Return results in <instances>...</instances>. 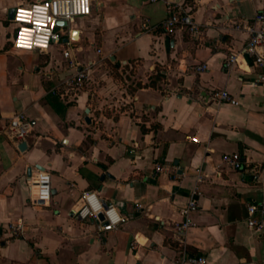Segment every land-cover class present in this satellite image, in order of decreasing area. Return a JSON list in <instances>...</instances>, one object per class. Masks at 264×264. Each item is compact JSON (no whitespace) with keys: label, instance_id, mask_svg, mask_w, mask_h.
Returning a JSON list of instances; mask_svg holds the SVG:
<instances>
[{"label":"crops","instance_id":"0c3cea01","mask_svg":"<svg viewBox=\"0 0 264 264\" xmlns=\"http://www.w3.org/2000/svg\"><path fill=\"white\" fill-rule=\"evenodd\" d=\"M30 1L0 0V109L24 111L33 123L23 149L0 133V264H264V213L251 226L248 211L264 202V84L244 50L264 0H93L91 14L70 24L81 61H96L72 100L54 93L74 72L65 40L47 51L14 47L9 11ZM176 2L199 33H164ZM232 50L239 61L228 69ZM203 62L208 69L195 71ZM107 67L137 77L128 115L104 106ZM218 89L239 104L207 102ZM235 152L245 169L223 162ZM37 170L51 173L49 203L30 198ZM195 186L199 209L182 235L175 224ZM87 189L128 222L99 239L96 222L73 212ZM190 256L206 262L183 260Z\"/></svg>","mask_w":264,"mask_h":264},{"label":"built area","instance_id":"2783aa9c","mask_svg":"<svg viewBox=\"0 0 264 264\" xmlns=\"http://www.w3.org/2000/svg\"><path fill=\"white\" fill-rule=\"evenodd\" d=\"M93 0H34L21 2L15 6L13 19L15 24L14 47L21 50L47 51L54 42L65 40L63 43V55L66 59V67L73 69L62 83L61 88L54 89V93L67 100H72L87 81L92 65L96 61L83 63L79 56L80 48L76 44L74 33L70 24L78 16H87L92 12ZM168 16L161 22L160 27L167 35H174L180 29H186L192 34L200 32L199 24L194 20L190 9L185 3H168ZM64 20L66 25H59L58 21ZM146 26V24H144ZM251 36L244 50L253 57V62L262 69L255 83L264 84V11L260 10L255 15V25L249 27ZM262 50H259V49ZM239 52L231 51L225 58V67H234L239 61ZM194 70L201 72L208 69L206 62L194 65ZM207 102L216 104L238 105L239 101L226 89L214 91ZM33 130V123L24 111H16L9 114L0 109V133L9 139L23 142L28 139ZM196 141V138H193ZM223 162L236 170L245 169L239 153L224 154ZM162 166L157 165V170ZM253 170L257 174V170ZM257 176V175H256ZM199 176V180H200ZM30 198L33 202L49 203L53 197V185L51 173L47 170H37L30 177ZM201 191L198 186L192 190L190 199L183 207L181 213L184 219L175 224V228L182 235L188 227L193 225L192 214L199 209V197ZM143 207L142 203L138 204ZM251 216V226H261V222L254 217L258 212L264 213V202L251 203L248 205ZM74 214L81 220L91 219L96 222L95 235L102 239L111 230L123 227L129 217L120 213L116 205L106 202L99 193L93 189L84 190L74 209ZM103 216V218L101 217ZM9 227L15 234L22 232V224L10 223ZM193 263H205L203 257L190 256L186 259Z\"/></svg>","mask_w":264,"mask_h":264},{"label":"rangeland","instance_id":"374dc122","mask_svg":"<svg viewBox=\"0 0 264 264\" xmlns=\"http://www.w3.org/2000/svg\"><path fill=\"white\" fill-rule=\"evenodd\" d=\"M106 73L111 74L112 76L108 80H101L105 82L108 87L109 95L106 96L104 94L103 96L108 99V101L104 104V106H108L107 112H109L112 116H116L120 111L126 110L128 115L131 113V105H133L131 93H133V89L138 86L136 82L137 77H133L134 74L130 67L127 70L122 69L121 71L107 67ZM126 93H129V97L126 96ZM104 111L106 110L104 109Z\"/></svg>","mask_w":264,"mask_h":264},{"label":"water","instance_id":"95a60500","mask_svg":"<svg viewBox=\"0 0 264 264\" xmlns=\"http://www.w3.org/2000/svg\"><path fill=\"white\" fill-rule=\"evenodd\" d=\"M14 12H15V7H12V8L10 9V11H9V18H10V19H13ZM58 24H59V25H66L67 22L64 21V20H60V21H58ZM25 143H26V142L23 141V143L20 145V149H23V148L25 147ZM101 217L103 218L102 215H101Z\"/></svg>","mask_w":264,"mask_h":264},{"label":"bare ground","instance_id":"6f19581e","mask_svg":"<svg viewBox=\"0 0 264 264\" xmlns=\"http://www.w3.org/2000/svg\"><path fill=\"white\" fill-rule=\"evenodd\" d=\"M75 36H78V33L77 32H75V34H74Z\"/></svg>","mask_w":264,"mask_h":264}]
</instances>
